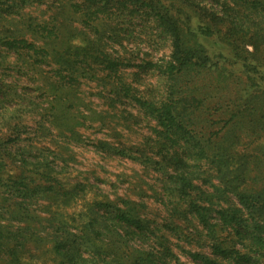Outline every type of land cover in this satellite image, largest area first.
<instances>
[{
    "label": "rangeland",
    "instance_id": "obj_1",
    "mask_svg": "<svg viewBox=\"0 0 264 264\" xmlns=\"http://www.w3.org/2000/svg\"><path fill=\"white\" fill-rule=\"evenodd\" d=\"M173 2L171 12L189 19L210 66L230 80L218 85L212 74L186 85L168 77L174 36L136 0H0L2 41L33 46L0 44V264H131L130 255L129 263L118 258L116 234L128 231L109 207L144 221L150 239L167 240L175 264H195L188 254L209 255L197 222L186 223L187 199L172 177L187 174L192 198L209 208L234 203L227 193L236 181L223 186L191 141L162 147L161 129L141 105L156 108L171 86L182 91L175 97L192 98V134L226 150L230 167L246 168L254 180L248 186L264 187V80L257 75L264 74V7ZM202 24L212 36L195 30ZM247 56L258 73H243ZM170 157L184 168L177 171ZM21 179L40 194L13 191ZM139 239L130 245L139 247Z\"/></svg>",
    "mask_w": 264,
    "mask_h": 264
},
{
    "label": "trees",
    "instance_id": "obj_2",
    "mask_svg": "<svg viewBox=\"0 0 264 264\" xmlns=\"http://www.w3.org/2000/svg\"><path fill=\"white\" fill-rule=\"evenodd\" d=\"M136 1L140 2V6L156 17L159 22L165 24L174 36L172 59L165 67V73L168 77H182L186 85L204 81L208 75L212 74L216 75L214 82L218 85L231 79L229 74H224V71L218 69L214 70L210 66L211 59L200 43L199 34L191 28L189 19L187 17L179 19L171 12L174 5L173 0ZM238 1L250 5V9L254 10L264 7V0ZM91 16L87 15V18ZM195 30L205 36H212V30L208 24L196 25ZM7 40L2 41L0 38V44L7 49L33 48L31 44H27L23 40ZM34 53L37 54L36 51ZM249 56L241 57L245 61L242 66L243 73H258L257 67L249 63ZM107 66L110 72H114L115 65L113 63H108ZM257 75L264 80L263 73ZM169 88L167 100L156 108L141 105L154 117L157 126L161 129L157 132V135L158 140L162 142V147L164 149L166 146L174 148L179 144V141L183 140L185 143L191 141V147L195 150V155L205 159L217 170L218 178L223 186L230 185L232 180L236 181L235 188L227 193L231 195L234 203L230 202L228 204L225 202L226 205L224 206L215 205L209 208L208 205H203L207 202L197 203L202 201L192 198L193 185L187 174L177 172L172 177L173 183L176 185V192L182 198L187 199L185 200L187 206L183 214L184 218H188L185 219L186 223L192 226L191 222L196 221L200 228V236L210 246L209 255L195 253L188 254V257L195 264H264V187L257 189L248 186L249 183H254V180L246 175V168L230 167V162L228 163L229 156L225 153L226 150L223 154L221 150L211 146L209 141H204L192 134L193 131L189 130L192 125V118L189 109L186 107L187 102H191L192 98L175 97L181 95L182 91L179 89L173 92L174 87ZM187 91L189 92V90ZM229 104L232 106L235 102L229 101L227 103L228 108H231ZM229 113L231 119L236 116L232 111H229ZM171 133L175 138H172ZM159 152L162 153L163 150L159 149ZM166 154H169V152L167 151ZM170 159H173L177 171L184 168L182 161L172 157ZM222 181H225V183ZM16 187L21 189V193L25 197L35 196L42 191L39 186L37 188L28 187L24 179L17 181L10 188L14 191ZM107 213L113 216V221L116 224L123 226L128 231L127 233L125 231L123 234H116L118 240H120L117 241V244L123 247H121L123 256L121 252L120 256L118 255L120 261L125 260L129 263L130 255L132 258V262L130 259L131 264H175L171 251L166 249L164 245L167 240L162 237L150 239L152 234L144 221L128 212L125 213L112 207L108 208ZM194 231L196 234L197 231ZM174 233L177 234L175 227ZM133 236L140 237L139 242L141 245H138L139 247L130 245L134 241L132 240ZM2 237L3 233L0 232V238ZM125 237L127 239L123 241ZM142 246H147L148 251L144 250ZM60 249V245H55L53 252L62 255ZM128 250L130 254L125 255ZM108 264H113V262L110 261Z\"/></svg>",
    "mask_w": 264,
    "mask_h": 264
}]
</instances>
